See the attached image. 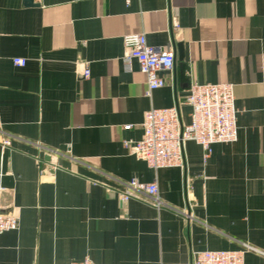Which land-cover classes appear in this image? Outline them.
<instances>
[{
	"label": "crops",
	"instance_id": "crops-1",
	"mask_svg": "<svg viewBox=\"0 0 264 264\" xmlns=\"http://www.w3.org/2000/svg\"><path fill=\"white\" fill-rule=\"evenodd\" d=\"M33 4L0 0V213L18 219L0 264H182L246 248L244 264H264V0ZM132 34L175 53L150 93L124 61ZM206 83L233 86L235 142L206 160L185 142L184 166L157 171L130 154L145 112L177 106L187 125L188 90ZM131 180L155 183L162 205L122 203Z\"/></svg>",
	"mask_w": 264,
	"mask_h": 264
},
{
	"label": "built area",
	"instance_id": "built-area-1",
	"mask_svg": "<svg viewBox=\"0 0 264 264\" xmlns=\"http://www.w3.org/2000/svg\"><path fill=\"white\" fill-rule=\"evenodd\" d=\"M39 2V0H34ZM130 0H126L129 4ZM126 63L137 61L139 70L147 78L148 92L164 86L160 72H171L174 68V50L149 46L144 34L124 37ZM15 66L23 67L26 61L14 58ZM84 79L89 78V70L82 72ZM190 106V121L182 125L177 106L165 109H150L144 114L141 128L143 136L137 142H125L131 155L145 162L151 170L182 168L184 166L183 145L194 142L204 151L206 160L215 144H230L237 139L235 123L233 86L231 84H192L185 97ZM130 130L131 126H124ZM3 145H8L4 141ZM53 166V165H52ZM120 201L145 198L157 207L162 205L155 183H140L136 180L122 184L119 191ZM18 219L0 213V234L16 230ZM249 249V248H246ZM246 249L239 251H204L195 253L192 260L182 264H244ZM72 264H98L85 259Z\"/></svg>",
	"mask_w": 264,
	"mask_h": 264
},
{
	"label": "water",
	"instance_id": "water-1",
	"mask_svg": "<svg viewBox=\"0 0 264 264\" xmlns=\"http://www.w3.org/2000/svg\"><path fill=\"white\" fill-rule=\"evenodd\" d=\"M24 3L25 5H28V6L34 5L33 0H24ZM182 59H183L182 47L181 45H178V60L182 61Z\"/></svg>",
	"mask_w": 264,
	"mask_h": 264
}]
</instances>
